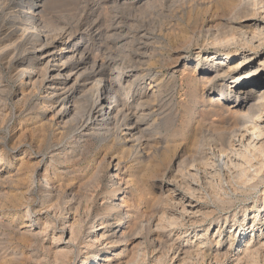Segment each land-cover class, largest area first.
<instances>
[{"label":"rangeland","instance_id":"obj_1","mask_svg":"<svg viewBox=\"0 0 264 264\" xmlns=\"http://www.w3.org/2000/svg\"><path fill=\"white\" fill-rule=\"evenodd\" d=\"M5 1L0 0V23L8 5ZM108 1L48 0L42 14L53 24L67 21L76 25V21L81 19L82 27L87 28L92 22L96 23L94 31L98 33L83 38L81 45H86L90 53L103 58L109 66L105 70L107 74L113 71V76H125L130 74V69L138 75L149 70L157 72L161 80L155 96L158 114L154 118L155 127L149 132L156 145L153 154L133 162L128 149L121 147L114 139L113 131L104 126L98 127L90 137L67 140L73 125L62 130L52 121V108L42 103L39 98L42 92L37 89L25 87L28 94L26 102H29H24L23 95L12 84L14 67H5L0 55V81L7 90V93L1 92L3 95L0 93L1 101L5 103L0 111V142L6 151L4 163L0 166L8 167L0 175V264H264V164L257 176L253 168L250 170L251 177L242 187L251 188L250 193L243 194L239 191L241 187L228 182L225 176L215 177L217 190L213 191L206 183L200 184L205 195L195 202L197 209L193 215H182L178 223L169 226L158 222L159 210L175 207L172 201H166L170 195H160L158 184L168 181L171 175L173 179H179L174 174L186 163H193L189 159L196 156L193 150L197 142L203 141L207 150L209 146L213 147V142L221 138L224 130L230 132L235 128L238 113L244 110L241 106L236 107L232 95L219 94L222 88L226 89L232 75L206 84L208 60L204 57L214 55L216 63L223 50L229 47L252 57L253 65L262 61L264 35L248 37L252 25L264 24V0H162L151 7L138 4L139 0H118V5ZM109 25L117 26V29L107 32ZM217 34L220 38H241L243 41L214 46L212 35ZM199 50L203 55L194 73ZM21 52L22 48L16 51L18 54ZM183 52L186 56L181 58ZM236 59L226 61L224 65ZM244 66L248 68V61L242 64L243 69ZM192 73L194 76L190 77ZM132 78L127 82L126 77L123 83L129 84ZM150 83L156 82L145 77L144 84L139 85L135 81L128 86L130 103L143 95L144 85ZM202 86L204 90H201ZM262 86L247 88L252 94L249 103ZM209 97L213 98V107L207 103ZM217 98L220 107L214 100ZM165 168L170 171L162 177ZM116 172L118 177H115ZM53 176L56 183L46 186L47 177ZM128 176L132 179L130 184L140 191L141 198L136 197L135 200L142 199L143 202L139 200L141 207L138 212L127 210V214L122 215L109 206L119 198L120 193L113 195L116 184L123 178L121 184L125 187ZM176 211L180 214V210ZM143 216L152 221L147 222ZM24 217L34 218L35 225L23 226ZM126 226L132 229H126ZM119 229L127 230L122 237L124 241L119 238ZM116 231L118 233L114 235ZM69 233L76 234V237L72 235L73 239L76 238L75 243L67 247L70 254L64 250ZM112 234L114 237L107 239ZM246 246L253 253H244Z\"/></svg>","mask_w":264,"mask_h":264},{"label":"bare ground","instance_id":"obj_2","mask_svg":"<svg viewBox=\"0 0 264 264\" xmlns=\"http://www.w3.org/2000/svg\"><path fill=\"white\" fill-rule=\"evenodd\" d=\"M46 1H48V0H7V3H8L7 6L8 7L6 6L4 8V10H5V13L3 15L4 18H3L2 22L0 23V55H2V61H3L2 63L5 65V67H9L11 65L14 67V71L12 73V76L14 77L15 80H14V83H12V84H14V86H16L18 88L19 92L23 95L24 102H26V100L28 98L27 97L28 94L24 91L25 87H26L25 89H27L30 86L31 89H37L39 92H42V94H40V96L38 94L40 100L42 101V103H45L50 108H52V114H50L51 115L50 119L52 121H55L57 123V125L60 128H62V130L63 129L66 130L67 126L73 125V130H71L69 132L67 131L68 133H70V136L68 137L67 140L71 141V140H76L80 137H84V136L87 137L89 135H92L97 130L98 127L104 126L105 128H107V130L110 129L113 131L114 139L116 141H118L119 144H121V147L123 146L124 149H128L127 152H129L128 156H129L130 160H133V162L137 163V161H140L142 158H148L151 154H153L152 152H153V149L155 148L154 146H156L153 144L154 140L150 136L149 132L152 130V128L154 126V122L156 121V119H154V118L158 114L157 110L155 109V107H156L155 96L157 94V87L159 88V86H161V83H160L161 80L158 79L157 72L153 73L152 71L150 72V70H149L144 75L143 74L138 75V73L136 74L135 71H133L134 69H130L129 70L130 74L125 75V76L124 75L113 76V74H112L113 71L111 73L107 74L106 71H107V68H109V66L106 65L103 58L98 57L97 56L98 54L96 55L95 53L94 54L90 53L91 50L89 52V49L86 45H81V40L83 38H90V36L95 33L94 28L97 24L93 23V22L92 23L89 22L91 24H89V26L87 28L86 27L83 28L81 25L82 23H80V20H81V19H79L80 17L78 18L79 21H76V25H73L72 23L67 22V21L66 22L56 21L53 24L50 22L51 20L47 21L46 17H44L42 14V13H44L43 9H44ZM117 1L118 0H109L108 2L111 3L112 5H118ZM128 1L131 2V0H127V2ZM160 1H162V0H139L138 4L140 3V4H143V6H145V7H151L155 3L160 2ZM113 8H117V7L113 6ZM50 17L52 18V16L49 15L48 18L51 19ZM98 19H97V21H99ZM109 27H110V25L108 26V28ZM116 29H117V26L112 27V25H111V27L106 31L111 32V31H114ZM106 31H105V33H106ZM96 33H98V32H96ZM249 33H250V36L248 35L249 36L248 38H254V37L264 35V24L262 26H259L256 24L252 25ZM111 35H109V36L111 37ZM93 36H95V35H93ZM220 37L221 36H218V34L212 35V45H214V46H218V45L219 46L220 45L221 46L222 45L228 46L230 44L231 45L234 44L236 40L237 41H243L241 38L236 39V38H224V37L220 38ZM248 47H249V44H248ZM18 48H22V52H21L22 54L16 53ZM253 48H254V46H253ZM201 54H202V50H199L198 52H196V57H195L196 58L195 59L196 64L194 66V73L196 72V70L198 68V64L200 63ZM185 56H186V52H183L182 56H180V57L184 58ZM237 56H240V57H237ZM233 58H237L235 62L232 61L229 64L224 65L226 63V61H229ZM204 59L208 60V63H207L208 66L205 67V73L209 74L208 79H206V81H205L206 84L215 83V81H217L221 77L232 75L231 81L228 83V85L226 87L227 90L225 88L224 89L222 88L221 91L219 92V94H220V96H223V94L224 95H232L234 97L233 102L236 103V107L241 106L242 109H244V110H241L238 113L239 115H238L237 124L235 125V128L232 129L230 132L229 131L227 132L224 130L221 138L218 141H214V142L212 141L214 144L213 147L209 146L208 150H207L205 148V144L203 141L200 140L197 142L196 148H195V150H193V152L196 153L195 154L196 156L189 159L193 163H190V162H189L190 164L186 163L185 165L182 166L181 169H177L176 173L174 174V176H176V174H177V177H180L179 179H173L172 178L173 175H171L169 177L170 179H168V181H166V182L162 181L158 184V189L161 192L160 195L161 194L163 195L164 193L166 194L165 197H169V195H170V198H166L167 199L166 201L170 200L169 202L170 203L173 202L175 207H176V209H175V207H174V209L167 207L165 209L163 208L162 210H159V212L161 213V216L158 218V220H160L158 222L168 223V224H166V226L178 223L179 218L182 215H188L189 216V215H193L195 213V209H197V205L195 202L198 199L204 197L203 195H205L204 191L200 187L201 183H203V184L206 183L207 186L209 185L210 188H212L214 191V189L217 190V187L214 183L215 177L220 178L222 176L223 177L225 176L224 178H226L228 182L235 183V184H237L238 187H241L240 188L241 190H239V191H241L243 194L246 195L247 193H250L251 188L248 187L246 189H242V187L249 180V176L251 177V175H250L251 171L250 170L253 168L252 171L254 172L255 176H257L261 171V168H262L261 166L264 164V73L260 74V71L262 70V66L264 65V59L262 61L258 62L257 64L253 65L254 61H251L252 57H250L249 55H244L242 53H238L235 48H229V47H227V48H225V50H223L222 57L219 58V60H218L219 62L217 61L215 63L216 58L214 55H211L207 58L204 57ZM245 61H248L249 66H248V68H245V66H244L245 69H243L242 64ZM113 69H114V67H113ZM110 70H112V69L110 68ZM239 70H242V71H239ZM194 73H192V75H189V76L190 77L194 76ZM131 76L133 78L130 79L131 81L129 82V84H127V85L124 84L123 82H125L126 77H127L126 81L128 82V80ZM145 77H150L151 82L155 81L156 83H150L148 86L144 85L143 90H142L144 94L140 95L136 101H134V102L132 101L133 103H130V97L131 96H128V95H130V91H129L130 89L128 88V86H131L135 81L139 85L144 84ZM253 78H255L256 80H253ZM202 85H205V84H202ZM261 85H263L261 87V91H259V93L255 96L254 100L251 101V103H249L250 102L249 99H250L252 94H249V93H251V91L250 92L247 91V88L248 87L253 88V87L261 86ZM13 88H15V87H13ZM204 89H205V87L202 86L201 90H204ZM5 90H6L5 86H3L1 81H0V93L1 92L5 93L7 91V90L6 91ZM27 92H28V90H27ZM212 99L213 98L209 97L207 103L212 105V103H213ZM214 100L216 102V105H219L220 100L218 98L214 99ZM27 102H29V101H27ZM203 105H202V108H203ZM4 106H5V103L3 101H1V97H0V111L4 108ZM212 107H213V105H212ZM219 107H220V105H219ZM0 116H2V115H0ZM31 116H33V115H31ZM52 123H54V122H52ZM51 126H52V124H51ZM158 126H156V127H158ZM194 130H195V128H194ZM218 133L219 132H217V134ZM209 138H210V136H209ZM103 139L106 140L105 138H103ZM116 141H115V143H116ZM77 142H79V141H77ZM4 150L5 149H4L3 145H1V142H0V165L4 163L3 162L4 161V154L6 152ZM159 150H160V148H159ZM159 150H158V152H159ZM155 153H157V152H155ZM176 159H177V157H176ZM186 160H188V159H186ZM171 161H172V159H171ZM179 161H180V159H179ZM194 161L195 162L197 161V164L196 163L194 164ZM139 165H140V163H139ZM7 168H8L7 166H5V167L0 166V175ZM166 168L163 172L162 177L165 176L168 171H170ZM17 169H19V168H17ZM19 170H21V169H19ZM57 171H59V170H57ZM126 173H130V172H126ZM17 174H18V172H17ZM56 174H55V176H56ZM129 175H131V174H129ZM55 176L47 177V179L45 180L46 186L47 185L53 186L56 183V181L54 179ZM13 177H14V175H13ZM115 177H118L117 172L115 174ZM122 179L123 178H121L120 181L118 182V184H116L117 187L113 189V195L120 193V194H118L119 198H117L116 199L117 201L115 203L113 202L114 204L113 205L111 204L112 206H109V208L111 210H115V213L117 211V212L121 213L122 215L123 214L126 215L127 210H132V211L138 212L140 210L139 208L141 207L140 201H142V199H139L140 201L135 200L136 197H140L139 188L137 186H132L130 184V181L132 179L130 180L129 176H128V179H126V186L122 187V184H121ZM250 179H252V178H250ZM15 180H16V178H15ZM147 180L145 181L146 183H148ZM142 181H143V179H142ZM33 182H35V181H33ZM173 184H174V186H173ZM138 185H139V183H138ZM175 186H178L180 189L176 188ZM145 190H147V188ZM145 192L148 193V191H145ZM62 193H64V192H62ZM218 193H216V194H218ZM214 194L215 193L213 192V195ZM113 195H111V196H113ZM146 195L149 196V194H146ZM146 195H144V198ZM75 196H76V194L74 195V198H75ZM114 196H117V195H114ZM214 196H217V195H214ZM159 198H157V200ZM72 199H73V197H72ZM153 199H155V198H153ZM68 200H69V198H68ZM159 200L161 203L162 202L161 199H159ZM70 202H72V201H70ZM163 203H165V202H163ZM153 205H154V203H153ZM167 205H168V202H167ZM156 206L159 207L158 203ZM110 209H108V210H110ZM177 209L180 210V214L177 213V211H176ZM143 212L144 211H142L141 213H143ZM137 214H136V216H137ZM146 216L148 217L149 215H146ZM14 217H15V215L13 216V219H14ZM121 217H119V218H121ZM152 218H154V217H152ZM192 219L193 218L191 216V220ZM145 220H147V218H145ZM35 221L36 220L34 218L28 219V217H24L22 224H23V226H25L27 228L33 227L35 225ZM148 221H152V219L147 220V222ZM155 221L157 222V220H155ZM140 222H139V224H140ZM155 224H153V225H155ZM141 225H143V223ZM148 225H149V223H148ZM44 226H46V225H44ZM72 226H74V225H72ZM76 226H77V224H76ZM130 227L126 226L125 228L128 229ZM116 229H118V228H116ZM121 229H119L120 230L119 238L123 239L122 237H123V235H125V232H127V230L125 229L126 231H124V230L121 231ZM131 229H132V227H131ZM162 229H164V228H162ZM26 230H28V229H26ZM70 230H72V229L70 228ZM21 231H23V233L27 232L24 230H21ZM116 233H118V232L117 231L114 232V235ZM69 234H71V233H69ZM101 234H103V233H101ZM165 234H166V232H165ZM72 235L73 234L69 235L70 236L69 240H68V242L66 241V243L64 245V247H66V248H64V250L67 249V251L65 253H67L68 250H70L69 246L72 243H75L73 241H75V239H76L75 238L76 234L73 235V236H75L74 237L75 239H73ZM114 235L112 234V236H108V238L107 237L106 238L107 239L112 238V237H114ZM132 235H131V237H132ZM168 235H166V236H168ZM160 237H162V236H160ZM95 238H96V236H95ZM119 238H117V239H119ZM109 241H111V240H109ZM119 241H120V239H119ZM123 241H124V239H123ZM114 242H116V241H114ZM67 247H69V248H67ZM243 250H245L244 253H247V255H249L248 251H250V249H248V246H246V249L244 248ZM250 252H252V251H250ZM68 253L70 254V252H68ZM67 256H69V255L67 254ZM109 259H111V258H109ZM92 263H93V261H92Z\"/></svg>","mask_w":264,"mask_h":264}]
</instances>
